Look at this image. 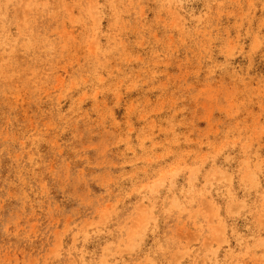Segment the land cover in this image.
Wrapping results in <instances>:
<instances>
[{
	"label": "rangeland",
	"instance_id": "1",
	"mask_svg": "<svg viewBox=\"0 0 264 264\" xmlns=\"http://www.w3.org/2000/svg\"><path fill=\"white\" fill-rule=\"evenodd\" d=\"M0 264H264V0H0Z\"/></svg>",
	"mask_w": 264,
	"mask_h": 264
}]
</instances>
